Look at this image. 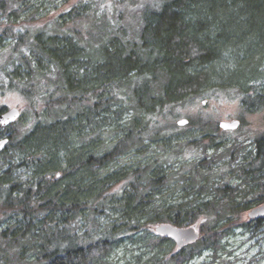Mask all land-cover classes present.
Listing matches in <instances>:
<instances>
[{"label":"trees","instance_id":"1","mask_svg":"<svg viewBox=\"0 0 264 264\" xmlns=\"http://www.w3.org/2000/svg\"><path fill=\"white\" fill-rule=\"evenodd\" d=\"M25 2L0 0V94L32 117L0 153V264H111L127 246L144 249L134 264H183L237 227L264 228L238 224L264 204V135L247 150L211 120L171 122L176 105L219 94L264 111V0H157L136 39L87 3L33 29ZM199 221L175 253L148 229Z\"/></svg>","mask_w":264,"mask_h":264},{"label":"rangeland","instance_id":"2","mask_svg":"<svg viewBox=\"0 0 264 264\" xmlns=\"http://www.w3.org/2000/svg\"><path fill=\"white\" fill-rule=\"evenodd\" d=\"M17 1L19 3L21 2V0ZM156 1L157 0H26L25 5L30 8L27 14L34 15V17L28 15L26 18L27 20H31V22L26 20L23 21L27 27L33 29H51V27L54 26L53 22L60 14L69 11L74 5L87 3L86 5L91 7L90 11L92 12L93 21L95 18L105 15L107 17L106 25L110 26L112 32L126 38L136 39L141 26L142 10L154 4ZM16 26L18 29H21L22 23H17ZM238 101V99L232 101L231 98H225L219 94L211 99H202L195 103L176 105L173 113L177 116L171 119V122L173 121L175 124L177 120L183 118L208 119L217 124L220 121L239 120L241 123L239 129L226 132L224 138L229 141L237 140L242 148L250 150L249 145L253 138L264 135V111L256 114H249L240 106ZM202 102H205V104L202 105ZM11 108L19 109L21 117L25 115V117H23L24 119L22 121H19V119V123H16L15 127H13L15 129L14 132L17 131L22 134L28 131L32 124V117L30 116L31 110L28 105L17 94H0V110L5 111ZM158 121L164 124L167 119L159 116ZM10 133L8 129L0 130V138H5ZM198 155L199 152L197 150L190 148L184 154L186 158H190V161L197 158ZM226 159V157H221L217 160V162L220 163L216 165V179L221 176L227 177L226 173L229 172L230 168L228 165H224ZM19 174H21V172ZM22 178H27L26 174H24ZM120 188L121 185H117L113 190H110V192L118 189L120 190ZM169 200L174 202L179 200V197H174ZM248 212L249 210L240 215L239 225L254 221L247 217ZM262 220H264V217ZM200 224L201 222L199 221L193 225L197 227V232L199 234L198 240L202 236L198 228ZM253 226L254 223L251 224L248 229L237 227L231 234L222 235L218 245L203 251L199 255L195 254V256L191 257L183 264H264V228L257 229ZM155 227L156 225L150 226L148 229L155 234ZM132 247L133 249L129 246H127V249H117L110 259L111 264H134L137 257L143 254L144 249H138L136 246ZM177 251L178 249L174 243L171 253ZM150 255L151 254L148 256ZM148 256H145L144 260H146Z\"/></svg>","mask_w":264,"mask_h":264},{"label":"water","instance_id":"3","mask_svg":"<svg viewBox=\"0 0 264 264\" xmlns=\"http://www.w3.org/2000/svg\"><path fill=\"white\" fill-rule=\"evenodd\" d=\"M205 102H202L204 105ZM21 117V113L17 108L7 109L0 112V130L7 129L14 125ZM177 127H185L188 125V119L183 118L176 121ZM241 123L239 120L232 121H220L218 122V128L222 132L236 131L239 129ZM9 142L8 137L0 139V153L5 150ZM247 217L250 220H258L264 217V204L254 207L249 210ZM156 235L172 240L177 249H181L184 246L196 242L199 238L196 226H190L186 228H178L170 224H159L154 228Z\"/></svg>","mask_w":264,"mask_h":264},{"label":"flooded vegetation","instance_id":"4","mask_svg":"<svg viewBox=\"0 0 264 264\" xmlns=\"http://www.w3.org/2000/svg\"><path fill=\"white\" fill-rule=\"evenodd\" d=\"M1 139V138H0Z\"/></svg>","mask_w":264,"mask_h":264}]
</instances>
